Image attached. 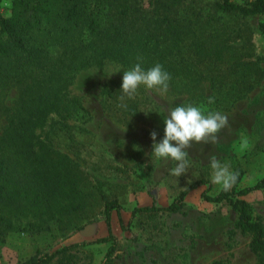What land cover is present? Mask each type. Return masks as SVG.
Masks as SVG:
<instances>
[{
    "label": "rangeland",
    "instance_id": "obj_1",
    "mask_svg": "<svg viewBox=\"0 0 264 264\" xmlns=\"http://www.w3.org/2000/svg\"><path fill=\"white\" fill-rule=\"evenodd\" d=\"M151 1L138 0L142 16L156 14ZM159 1L171 3L170 14L179 19V31L186 36L175 40L166 59L157 58L161 46L108 51L75 75L68 96L82 108L68 118L71 129L46 125L34 132L49 151L37 159L35 149L33 165L45 171L49 183L56 181V188L47 197L34 178L12 185L17 198L9 206L0 204V214L12 225L0 234V264H24L34 256L107 236L106 201H115L124 219L121 227L112 212L117 246L110 264H256L249 235L235 229L237 214L227 203L207 202L202 194L214 197L221 189L211 183L210 153L231 171H242L239 189L264 178V76L241 65L252 61L255 68L264 67V15L225 14L214 8V0ZM11 12L12 0H0V17L8 18ZM111 15L104 13L103 21L120 25L123 34L144 24L120 23ZM137 57H142V67L168 63L173 70L165 96L143 85L137 89L143 93L142 108L131 115L106 102L102 87L114 80L122 87L123 71L133 67ZM117 69L120 72L114 73ZM18 95L15 88L9 89L5 106H14ZM209 97L215 98L214 104H208ZM189 103L202 106L205 114L227 115L229 126L218 134L216 144L193 143L187 149V172L176 177L171 175L175 161L152 154L150 133H157V143L162 140L168 109ZM56 119L52 114L48 123ZM5 125L6 118L0 116V134ZM244 138L247 148L241 147ZM13 160L18 166L19 158ZM20 169V176L29 172ZM203 181L206 184L186 195L177 213L141 212L131 218L135 208L166 207L190 185ZM241 199L264 225V188ZM110 245L79 247L49 264H101Z\"/></svg>",
    "mask_w": 264,
    "mask_h": 264
},
{
    "label": "trees",
    "instance_id": "obj_2",
    "mask_svg": "<svg viewBox=\"0 0 264 264\" xmlns=\"http://www.w3.org/2000/svg\"><path fill=\"white\" fill-rule=\"evenodd\" d=\"M137 3L138 0H12L11 16L0 17V116L6 118V125L0 134V147L3 148L0 151V204H13L18 193L17 189L15 192L12 190L16 181L27 184L34 178L37 186H43L41 192L47 197L53 192L51 188H56L57 182L50 184L45 171L33 165L35 149L39 154L37 159L49 151L48 144L39 140L34 132L43 130L46 125L71 129L68 118L77 114L82 107L77 99L68 96V87L80 70L89 67L85 63L93 57H102L108 51L144 48L145 45L153 49L161 46L163 50L157 58L166 59L172 53L169 49L174 46L175 40L186 36L179 31V19L170 14L171 3L151 1L149 5L156 14L150 18L142 16L141 6L138 7ZM213 5L216 10L229 15H264V0H214ZM104 13L115 14L111 16L120 23L135 25L142 21L144 24L123 34L120 25L103 21ZM260 29L264 33V23ZM241 65L249 67L255 76H264V67L255 68L256 64L252 61ZM162 67L169 74L173 70L168 63ZM118 85V80H114L102 87L105 101L116 107L121 103V87ZM12 88L18 91V99L14 106L7 107L4 104L5 97ZM136 93L132 99L125 98L127 109L117 108L131 115L138 114L142 108L139 96L143 93ZM52 114L57 119L50 124L48 121ZM14 156L19 158L18 166L14 163ZM20 168H27L29 172L20 176L24 171ZM233 172H238L239 177L230 190L220 189L214 197L204 192L202 198L207 202H225L230 206L237 214L235 229L249 235L248 248L255 256L256 264H264V225L253 218L250 204L241 199L252 191L264 188V178L253 187L239 189L243 173L240 169ZM204 184L205 181L193 183L166 207L152 205L135 208L131 218L141 212L177 213L183 207L186 195ZM24 190L28 192L27 188ZM38 201L37 198L33 203L37 204ZM113 211L118 216L120 226L124 225L119 205L115 201H106L104 214L107 236L64 246L51 254L34 256L24 264H49L76 248L106 243L111 245L101 264H110L117 246V238L111 227ZM11 229V223L0 214V234Z\"/></svg>",
    "mask_w": 264,
    "mask_h": 264
},
{
    "label": "clouds",
    "instance_id": "obj_3",
    "mask_svg": "<svg viewBox=\"0 0 264 264\" xmlns=\"http://www.w3.org/2000/svg\"><path fill=\"white\" fill-rule=\"evenodd\" d=\"M137 61L133 67L123 71L119 97L121 103L117 105L119 108L127 109L125 98H134L141 85L161 96H165L169 91L171 75L160 64L145 70L141 66L142 57H137ZM118 72L119 69L114 73ZM207 102L214 104L215 98L209 97ZM163 123L165 127L162 140L157 143V133H150L153 141L152 154L157 159L175 161L176 166L171 169V175L176 177L186 174L189 167L187 149L191 148L193 143L216 144L220 140L218 134L229 126L227 115L218 111H208L205 114L202 106H194L191 103L170 107ZM247 146L248 141L244 138L241 147ZM207 159L212 170L211 183L220 186L224 191L230 190L237 182L239 173L231 171L230 165L221 163L215 154L210 153Z\"/></svg>",
    "mask_w": 264,
    "mask_h": 264
},
{
    "label": "crops",
    "instance_id": "obj_4",
    "mask_svg": "<svg viewBox=\"0 0 264 264\" xmlns=\"http://www.w3.org/2000/svg\"><path fill=\"white\" fill-rule=\"evenodd\" d=\"M122 219H123V217H122ZM112 220H113V216H111V227H113V225H112L113 221ZM123 221H124V219H123Z\"/></svg>",
    "mask_w": 264,
    "mask_h": 264
}]
</instances>
